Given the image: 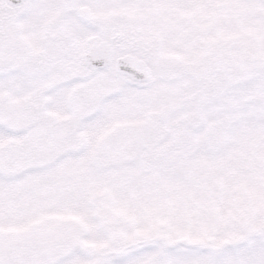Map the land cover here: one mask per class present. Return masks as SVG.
<instances>
[{
  "label": "snow or ice",
  "instance_id": "snow-or-ice-1",
  "mask_svg": "<svg viewBox=\"0 0 264 264\" xmlns=\"http://www.w3.org/2000/svg\"><path fill=\"white\" fill-rule=\"evenodd\" d=\"M0 264H264V0H0Z\"/></svg>",
  "mask_w": 264,
  "mask_h": 264
}]
</instances>
